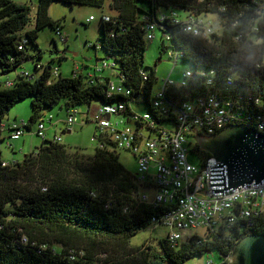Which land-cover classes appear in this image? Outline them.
Returning <instances> with one entry per match:
<instances>
[{"label": "trees", "instance_id": "1", "mask_svg": "<svg viewBox=\"0 0 264 264\" xmlns=\"http://www.w3.org/2000/svg\"><path fill=\"white\" fill-rule=\"evenodd\" d=\"M54 3L109 8L112 14L102 18L100 43L93 46L104 51L102 60L113 64L108 70L114 71L118 85L131 89V95L108 97L109 78L103 83L96 75L79 72L69 78L59 72L55 76L54 61L39 63L42 30L57 28V35L66 41L61 23L49 15ZM262 3L264 0H39L35 28L22 35L31 23L30 7L15 0H0V132L8 125L5 119L10 110L26 99L31 100L32 116L21 124L22 136L47 120L54 124L50 112L56 107L63 106L68 112L67 125L68 118L77 112L72 108L91 106L97 100L107 105L124 104L125 110L114 117L144 139L170 130L165 125L172 126L173 133L181 130L182 105H196L211 96L222 106L234 102L237 112L257 121L264 117V67H258L264 61ZM211 17L217 21L210 20L214 27L211 37L186 30L190 18ZM147 21L157 24L161 58L165 54L169 58L172 52L176 65L180 59L192 68L183 73L191 72L187 86H169L160 106L154 104L161 91H154L156 68L145 66ZM29 60L41 72L39 76L19 72ZM12 72L18 73L16 78L5 81L3 78ZM8 81L12 82L10 87ZM141 106L147 109L143 116L138 112ZM93 120L97 125L93 154L69 149L60 137L48 140L47 129L44 137L38 129L43 144L21 161L4 160L0 151V264H185L214 251L220 253L222 264H227L235 245L250 229L264 233V218L257 217L251 219L253 227L249 230L220 229L206 241L196 233L174 244L165 234L158 248L132 246L131 239L140 231L164 227L159 223L176 204L155 205L141 200L142 194L152 196L151 191L137 183V173L131 174L121 164V149L110 134L100 133L96 118ZM78 122L67 128L74 130ZM14 124L8 126L10 139ZM182 131L187 147H193L191 151L203 165L212 156L197 142L195 146L190 143L201 133L191 128Z\"/></svg>", "mask_w": 264, "mask_h": 264}, {"label": "built area", "instance_id": "2", "mask_svg": "<svg viewBox=\"0 0 264 264\" xmlns=\"http://www.w3.org/2000/svg\"><path fill=\"white\" fill-rule=\"evenodd\" d=\"M261 5L264 8V3ZM173 16L176 14L173 13ZM92 20H94L93 17L90 18V21ZM156 30L157 24L147 21L148 41L152 42L157 38ZM186 30L195 36L204 38H209L214 34L212 22L203 18H190L187 21ZM168 56L171 60L175 59L176 64L177 58L173 53L169 52ZM112 67L111 62L100 60L94 68L95 75ZM258 67H264V61ZM58 72L57 68L53 71L55 76H58ZM190 77L191 72L187 71L179 83L167 80L154 104L160 106L161 99L164 98L169 86L185 87ZM144 78L147 79V76L145 75ZM11 85L12 82L8 81L7 86ZM131 93V89L112 83L107 90L108 97L114 94L128 96ZM124 110V104L101 105L96 117L100 133L110 134L112 142L118 149L129 151L136 157L137 183L152 193V196L142 194L140 196L142 201L155 205L176 204V207L159 223L169 229L167 237L171 243L177 244L185 241L196 233L200 235L198 231L204 232V241H206L212 232L220 229L240 227V229L248 228L249 230L253 227L252 218H264V186H253L252 184L249 189H240L230 196L214 197L210 187V173L211 168L216 167V160L212 159L213 157L207 158L201 167L191 164L188 160L190 150L187 147V137L182 131L191 128L193 132L195 129L196 133L213 135L229 125L242 122L264 133V117H259L257 121L252 120L251 116L245 117L242 112H237L234 102H227L222 106L216 97L211 96L200 99L196 105L187 102L182 105L179 115V121L182 123L181 130L173 133L165 129L158 137L144 139L134 129L126 126L123 120H112ZM76 113L74 112L68 118L69 127L78 122ZM145 118H150V116L146 115ZM21 126L14 124L11 127L13 129L11 139L16 140L23 135ZM38 129L39 135L44 137L47 129L46 122L40 123ZM250 233L254 232L250 229L247 235Z\"/></svg>", "mask_w": 264, "mask_h": 264}, {"label": "rangeland", "instance_id": "3", "mask_svg": "<svg viewBox=\"0 0 264 264\" xmlns=\"http://www.w3.org/2000/svg\"><path fill=\"white\" fill-rule=\"evenodd\" d=\"M17 4L28 5L31 9L30 25L22 32V35L29 30L35 28L36 16L38 11L39 0H15ZM163 13L167 11L161 10ZM112 14L108 7L105 9L86 7V6H74L70 7L62 3H54L50 7L49 15L52 20L60 22V31L62 37L66 40L63 42L60 36L57 35L56 30L47 27L42 30L39 34L38 45L43 51V56L40 64L48 65L51 61L53 62V67L61 70L63 77H72L75 73L86 75L92 71V66H94L98 60L105 58V53L99 47H94L93 45L99 44L102 38V18L104 15ZM94 20L90 21V17ZM215 20V17H211L208 20ZM161 45V35L157 33V38L152 42H147L146 44V54H145V66L149 68H156V74L158 81L155 85L154 91L161 89L167 80H172L176 83L181 82L183 79V73L186 70H191V65L185 63L179 59L176 65L173 60H170L165 54L161 58L160 52ZM31 54H35L33 49L30 50ZM161 58V60H160ZM87 67V68H86ZM81 69V71H79ZM29 71L36 76L40 75L41 72L35 70L34 63L29 60L26 61L23 68L19 71ZM17 72H12L8 76L4 77L5 81L14 80L17 76ZM100 78H107L109 76L112 80V84L118 85L119 80L112 74L111 70H106L102 73L97 74ZM105 83L104 79H102ZM101 106L99 100L95 101L91 106L80 105L78 107L72 108V111H77L76 115L78 118V124L74 127V132L69 134L66 133L69 129L66 124L61 123L56 131V136L62 139L61 143L66 145L69 149H83L88 154H93L95 152L96 144L93 140L94 134L96 132V123L94 120ZM140 115H144L147 112L145 107H140L138 110ZM67 111L63 106L54 108L50 115L54 116V123L64 122L62 120L67 119ZM18 114V115H17ZM21 116H25V120L29 121L32 116L31 100L26 99L18 103L5 119V123L10 124H22ZM17 117V119L15 118ZM88 118V119H87ZM88 120L89 122H86ZM58 124V123H57ZM170 130L173 129L170 125H165ZM47 138L48 140H53L55 135V130L52 128V124H49L47 120ZM38 126L34 125L33 131L26 132L20 140L10 139V131L8 128L2 130L0 151L2 152V158L7 161H21L25 155L31 153L36 148L43 144V139L37 136ZM27 140L26 145L24 141ZM196 139L192 138L190 143L195 146ZM12 146V147H10ZM11 148L14 152H12ZM190 148V156L188 158L189 162L197 167H201L202 161L197 154H194L192 146ZM118 156L121 164L128 170L131 174L137 173V162L134 156L127 151L119 150ZM169 229L165 227H152L148 230L140 231L136 236L131 239V245L134 247H140L142 245H151L154 247H160L159 239L165 237V234ZM201 237L204 238V232L198 231ZM222 264L220 258V253L214 251L211 254H205L202 257H195L190 259L185 264Z\"/></svg>", "mask_w": 264, "mask_h": 264}, {"label": "water", "instance_id": "4", "mask_svg": "<svg viewBox=\"0 0 264 264\" xmlns=\"http://www.w3.org/2000/svg\"><path fill=\"white\" fill-rule=\"evenodd\" d=\"M100 104L105 102L100 100ZM197 145L216 160L210 173L214 197L230 196L252 184L264 186V133L254 126L232 124L213 135L197 134ZM227 264H264V233L240 239Z\"/></svg>", "mask_w": 264, "mask_h": 264}, {"label": "crops", "instance_id": "5", "mask_svg": "<svg viewBox=\"0 0 264 264\" xmlns=\"http://www.w3.org/2000/svg\"><path fill=\"white\" fill-rule=\"evenodd\" d=\"M92 17V16H91ZM90 17V18H91ZM90 20V19H89ZM100 60H102V59H100ZM100 60H98V62L94 65V66H92V71L91 72H89V70H88V73H87V76H89V77H93L92 75H95V71H94V68H95V66L97 65V64H99L100 63ZM87 68V67H86ZM79 71H81V69H79ZM112 71V70H111ZM104 72V71H103ZM59 73L61 74V70H59ZM80 73H82V72H80ZM112 74H114V71H112ZM114 76H115V74H114ZM96 77L98 78V79H100V82H103V80L102 79H106V78H100V77H98V75L96 74ZM107 78H109V79H111L109 76H107ZM104 83V82H103ZM18 115V114H17ZM25 116H21V123L23 124V123H28V121H26L25 120V118H24ZM16 119H17V117H15ZM113 120H116L117 118L116 117H113L112 118ZM18 120V119H17ZM62 121H64V122H60L59 120H58V122H56V123H54V124H52V128L55 130V135H54V138L55 137H57L56 136V131H57V129L59 128V126L58 125H60L61 123H64V124H66V121L65 120H62ZM58 123V124H57ZM9 124L10 123H8V125L6 126V128H8V126H9ZM67 126V125H66ZM69 129V128H68ZM32 131H33V129H32ZM74 132V130L72 129H69L68 131H66V133H69V134H71V133H73ZM28 133H30V132H28ZM21 139V138H20ZM19 139V140H20ZM24 143V145H26V143H27V140L26 141H24L23 142ZM10 147H12V146H10ZM12 152H14L13 150H12Z\"/></svg>", "mask_w": 264, "mask_h": 264}]
</instances>
